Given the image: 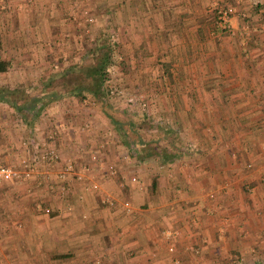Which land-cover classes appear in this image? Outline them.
<instances>
[{
    "label": "crops",
    "instance_id": "1",
    "mask_svg": "<svg viewBox=\"0 0 264 264\" xmlns=\"http://www.w3.org/2000/svg\"><path fill=\"white\" fill-rule=\"evenodd\" d=\"M44 1L5 0L11 12H0L1 31L12 22L11 32L4 33L9 41L1 36V45L31 50L27 45L35 43V34L45 39L53 34L51 13L57 9ZM182 1L193 5L197 0L109 4L116 13L120 2L129 4L130 32L197 33L203 15L196 7L182 14L191 10L182 7ZM234 19L218 24L235 26ZM257 36L255 47L264 51V37ZM30 63L23 60L0 71L10 82L0 84V161L22 169L47 146L58 152L60 163L72 157L88 171L81 181L71 179L62 194L56 165L35 162L27 179L0 184V205L8 215L0 219V264H175L173 256L177 264H264V56L218 60L221 73L209 77L196 72L162 76V98L170 102L159 109L174 117L187 135L193 134L194 152L167 151L164 142L159 145L165 154L159 148L128 159L118 144L110 143L99 152L100 161L90 159L94 138L100 141L99 114L89 132L81 131L77 118L82 112L63 105L76 101L77 95L48 83L64 69L45 75L41 92L12 84L32 76ZM177 65L206 70L208 60ZM236 66L239 72L230 68ZM164 129L170 128L161 127L159 135ZM134 142L145 144L142 139ZM147 177L155 178L153 190ZM90 182H97L98 188L86 189ZM210 192L213 196L207 197ZM166 227L177 233L173 252L161 239Z\"/></svg>",
    "mask_w": 264,
    "mask_h": 264
},
{
    "label": "rangeland",
    "instance_id": "2",
    "mask_svg": "<svg viewBox=\"0 0 264 264\" xmlns=\"http://www.w3.org/2000/svg\"><path fill=\"white\" fill-rule=\"evenodd\" d=\"M23 1L32 4V0ZM109 1L111 0H65L63 3L54 0L44 1L43 4L51 2L57 9L55 12V8H52L54 10L51 13L53 34L46 36V39L40 33L35 34L33 38L35 43L25 44L31 47V50L18 49L17 45L6 43L0 45V58L10 61L8 70H11V64H18L23 60L30 63L31 60L32 66L29 68L32 76L26 81L12 84L21 85L23 89L33 93L41 92L44 90V84L46 85L44 83L46 80L43 79L45 75L70 68L76 63L87 64L94 43L109 45L111 62L107 66V75L101 85L102 95L95 96L84 92L82 98L74 95L73 99L76 101H65L63 104L66 108L82 112V116L77 119H79L78 128L84 132H89L93 128L91 123L94 115L99 114L97 123L102 135H99L100 141L94 138L96 145L93 148L102 151L103 148L106 150L108 147L105 146L106 144H118L116 146L118 151H122L128 159L140 158L144 156L143 153L149 154L148 150L157 151L164 142L169 144L167 151L174 150L178 154L194 152L197 149L193 134L187 135V131L174 117L164 115L159 109L162 104L167 106L169 101L162 98L164 97L162 91L165 89L162 76L168 78L172 73L176 75L196 72L208 74L209 77L221 73V68L216 66L218 60L227 57L253 59L264 56V51L256 49L254 44L255 38L259 37L258 33L261 38L264 37L263 10L256 7L252 0H197L193 5L182 1L180 2L182 7L191 8L189 11L182 10V14L191 13L196 7L197 13L203 15L202 26L197 33L181 31L170 34H140L130 32V28L126 26L129 21V4L120 2L121 9L116 13ZM223 9H230L224 17L225 22L228 23V18L232 16L236 25H227L224 31L220 32L216 29L218 22L215 13ZM0 12H11V7L5 0H0ZM9 21L6 23L7 30L0 29L2 32L0 43L1 36L6 42L9 41L4 35L7 31L11 32V29H8ZM254 29H258V32ZM173 45L175 47H172ZM33 47L35 50H32ZM194 59L203 61L207 59L206 70L203 69L204 67L199 70L194 66H186V70H182V67L175 66L178 62H193ZM42 64L46 65L45 68H40ZM230 68L235 71L237 69L238 72L241 69L238 66ZM0 84L8 85L10 82L4 76L0 77ZM52 85L62 88L56 82ZM128 97H132L133 100L128 101ZM165 126H169L170 129H164V134L159 135L158 129ZM210 131H207V140L211 137ZM141 139L144 145L135 144L134 141ZM187 148L190 150L186 151ZM161 153L165 154L166 151L162 148ZM136 159L134 161H137ZM251 163L248 162L247 165L250 166ZM150 179L151 177H147L145 180L150 183L148 187L153 190L155 178L153 182ZM207 197H209L208 193ZM173 245L175 248L174 243Z\"/></svg>",
    "mask_w": 264,
    "mask_h": 264
},
{
    "label": "built area",
    "instance_id": "3",
    "mask_svg": "<svg viewBox=\"0 0 264 264\" xmlns=\"http://www.w3.org/2000/svg\"><path fill=\"white\" fill-rule=\"evenodd\" d=\"M254 4L259 3L261 4L262 10H264V0H252ZM227 10L225 9L221 11V18L224 19V17L227 15ZM264 25V23H263ZM128 101L133 100L132 97L127 98ZM99 149H96L90 153V159L92 161H100L99 156ZM41 163L42 165H56L58 169L55 171V176L58 179L59 183L57 184V190L60 194L64 193L65 190L68 188V183L71 179L75 180H82L84 178L85 173L88 171L85 164L79 165L76 167L75 162L73 161L72 157H67L64 161L59 160V154L58 152L52 148L44 146L40 148L38 151V154L36 156H32L31 159L24 164V168L18 169L12 164H6L0 161V184L3 181H11V182H21L24 179H27L29 177L30 172L33 169V163L35 164ZM109 171L112 172V167L109 166ZM131 180H136L135 176L131 177ZM262 180L264 181V175H262ZM86 189L98 188L97 182H90L88 185L85 186ZM209 197H212L213 194L210 192L208 193ZM103 202L111 203V200L107 197H103ZM125 206L128 205L127 201H124L123 203ZM3 216H8L6 212L3 211L0 205V219ZM176 231L166 227L161 230V239L165 241L166 249L169 252L174 251V245L173 241L176 236ZM174 257V258H173ZM172 260L176 264L178 263V258L173 256Z\"/></svg>",
    "mask_w": 264,
    "mask_h": 264
},
{
    "label": "trees",
    "instance_id": "4",
    "mask_svg": "<svg viewBox=\"0 0 264 264\" xmlns=\"http://www.w3.org/2000/svg\"><path fill=\"white\" fill-rule=\"evenodd\" d=\"M254 5L262 10L261 4L256 3ZM223 8H225V6ZM221 11L222 10L215 13L217 22H221ZM262 17L264 18V10L262 12ZM224 28V25L220 26L217 23V30L222 32L224 31ZM110 62L111 55L109 45L94 43L90 49V60L87 64H73L70 68L59 72V75L51 79L48 83H60L63 91L66 93L76 94L81 98L84 96V92L100 96L102 95L103 90L101 85L107 75V66ZM8 66L9 61L7 59L0 58V71L6 70Z\"/></svg>",
    "mask_w": 264,
    "mask_h": 264
}]
</instances>
